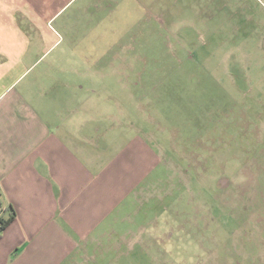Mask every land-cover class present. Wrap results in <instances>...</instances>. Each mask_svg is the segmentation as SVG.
<instances>
[{"label": "rangeland", "instance_id": "obj_1", "mask_svg": "<svg viewBox=\"0 0 264 264\" xmlns=\"http://www.w3.org/2000/svg\"><path fill=\"white\" fill-rule=\"evenodd\" d=\"M62 13L45 61L71 67L112 117L103 131L141 136L140 166L126 162L147 176L133 195L121 181L102 231L61 243L59 264H264V0H75Z\"/></svg>", "mask_w": 264, "mask_h": 264}, {"label": "crops", "instance_id": "obj_2", "mask_svg": "<svg viewBox=\"0 0 264 264\" xmlns=\"http://www.w3.org/2000/svg\"><path fill=\"white\" fill-rule=\"evenodd\" d=\"M74 2L0 0V211L16 214L0 240V264H59L61 243L102 231L121 181L123 195H133L147 176L136 167L130 176L126 162L134 156L140 166L141 136L127 139L119 124L103 131L98 123L112 117L92 111L95 99L80 96L85 85L70 78L71 67L45 61L58 32L50 23L71 22L62 12ZM116 133L113 143L99 139Z\"/></svg>", "mask_w": 264, "mask_h": 264}, {"label": "trees", "instance_id": "obj_3", "mask_svg": "<svg viewBox=\"0 0 264 264\" xmlns=\"http://www.w3.org/2000/svg\"><path fill=\"white\" fill-rule=\"evenodd\" d=\"M6 214L0 211V240L2 238V234L4 233L5 229H7L8 226L11 225L16 218L15 212L11 211V209L6 211Z\"/></svg>", "mask_w": 264, "mask_h": 264}]
</instances>
